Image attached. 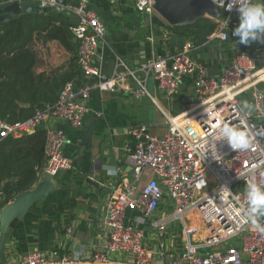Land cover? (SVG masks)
Instances as JSON below:
<instances>
[{
  "label": "built area",
  "instance_id": "1",
  "mask_svg": "<svg viewBox=\"0 0 264 264\" xmlns=\"http://www.w3.org/2000/svg\"><path fill=\"white\" fill-rule=\"evenodd\" d=\"M63 1V5L58 0L33 2L41 8H63L73 19L69 29L77 43L79 72L88 81L97 80L96 86L87 83L76 91L71 81L52 106L31 118L13 124L0 121V140L19 139L44 129L45 165L41 176L47 173L54 177L73 168L64 154V134L49 128L48 122H63L76 131L82 128L91 90L113 93L121 73L135 79L137 91L147 96L148 79L166 97H173L183 79L191 78L194 106L177 118L163 114L162 135H154L142 125L127 128V136L134 141L126 156L132 179L122 177L106 201L100 221L106 235L104 251L85 259L72 254L50 259L32 251L18 264H124L118 258L111 259L119 254L129 259L127 264H264V233L243 224L234 208L244 203L245 188L253 171L257 182L264 181V91L259 87L264 79H259L257 58L240 52L217 77H208L193 59L196 46L189 42L181 52L153 56L135 71L116 58L113 76L107 78L95 67L98 45L104 43L106 35L105 25L88 8V0ZM240 3L243 0H226V5ZM225 6L217 8L220 17H211L217 26L212 40L223 43L236 39L231 34L238 25L235 7L225 11ZM133 7L141 16L155 14V0H133ZM244 102L253 106L250 115L239 111ZM211 105L226 123L247 126L255 134L249 149H230L219 133L217 121L206 115L205 110ZM241 119L246 125L240 124ZM254 165L259 167L254 169ZM144 171L151 172L152 178L138 188ZM222 186H227L233 196L224 199ZM139 225L148 228L154 238H145ZM176 225L180 227L179 235L173 232ZM66 232L68 235L69 229Z\"/></svg>",
  "mask_w": 264,
  "mask_h": 264
},
{
  "label": "crops",
  "instance_id": "2",
  "mask_svg": "<svg viewBox=\"0 0 264 264\" xmlns=\"http://www.w3.org/2000/svg\"><path fill=\"white\" fill-rule=\"evenodd\" d=\"M5 1L13 0H0V3ZM29 1L35 3V0ZM88 8L99 16L106 27L104 43H100L97 48L95 67L107 78L113 76L116 58L135 71L153 56L166 57L179 52L177 49L169 50L166 45H159L153 31H150L152 36L149 40L143 39V34L139 33L143 16L134 10L133 0H88ZM153 16L162 20L174 37H185V45L189 42L195 44L192 57L206 76L217 77L236 54L249 52L258 60L261 71L258 74L259 79H264V45L253 43L250 46L235 47L232 41L223 43L212 40L214 34L205 39L193 38L187 32L180 36L178 33L191 26L170 27L156 11ZM201 18L213 21L208 15ZM143 41L146 42L144 59L138 61L136 58L138 55L140 58L142 56L140 43ZM34 50L38 61L34 68L35 73L67 67L70 54L57 42L35 43ZM97 82L88 81L78 72L73 80L74 90L77 91L87 83L95 87ZM259 87L264 91L261 84ZM114 89L113 93L101 92L96 88L90 92L84 124L90 119L95 122L91 146L85 149L82 157L79 156V137L84 131L78 132L59 121L48 122L49 128L64 134L67 140L64 154L73 168L55 175L53 179L56 189L53 193L33 204L16 224L6 244L7 264H18L32 251L50 259H59L66 254L85 259L94 252L104 251L106 235L100 221L106 201L119 186L122 177L129 181L132 179L126 156L133 148L134 141L127 136V128L142 125L152 134L162 135L165 132L163 114L177 118L194 106L191 78L183 79L173 97H166L152 79L145 83V92L149 96L140 94L136 80L124 76L123 73L116 79ZM109 169H114L115 174H109ZM150 178L151 174L144 171L137 187L144 186ZM139 228L144 232L145 238H154L148 228L140 225ZM116 258L124 264H127V260L129 262L121 254L111 256L113 260Z\"/></svg>",
  "mask_w": 264,
  "mask_h": 264
},
{
  "label": "trees",
  "instance_id": "3",
  "mask_svg": "<svg viewBox=\"0 0 264 264\" xmlns=\"http://www.w3.org/2000/svg\"><path fill=\"white\" fill-rule=\"evenodd\" d=\"M72 24L65 14L41 13L15 17L0 25L1 122L23 121L52 106L63 87L75 79L79 69L77 43L69 29ZM216 31L213 21L201 18L178 35L187 32L193 38L205 39ZM52 41L70 54L67 67L37 74L34 45ZM44 149V129L19 139L0 140V209L37 184L45 165Z\"/></svg>",
  "mask_w": 264,
  "mask_h": 264
},
{
  "label": "water",
  "instance_id": "4",
  "mask_svg": "<svg viewBox=\"0 0 264 264\" xmlns=\"http://www.w3.org/2000/svg\"><path fill=\"white\" fill-rule=\"evenodd\" d=\"M62 5L63 0H58ZM155 11L164 19L170 27H187L193 26L203 15L211 17H220V11L210 3L209 0H155ZM65 14L63 8H41L36 3L29 0H13L10 2L0 3V25L9 22L15 17L35 15V14ZM139 33L143 34L146 41L154 33V37L158 39L159 45H166L169 50L177 49L181 52L185 46V37L176 38L172 34H168L169 30L163 21L157 17L143 16ZM128 33L127 31H125ZM167 35L165 38L164 35ZM140 43L141 58L138 55L137 60L144 59V49L146 42ZM26 107V106H25ZM94 119H90L84 126L78 129L82 132L79 137V156L84 155L86 148L91 146L92 130ZM93 183V181H89ZM96 185V183H93ZM56 189V185L52 176L44 173L35 187L30 191L18 195L14 200L0 209V264H7L6 244L12 230L16 224L23 219L28 209L40 200L46 199Z\"/></svg>",
  "mask_w": 264,
  "mask_h": 264
},
{
  "label": "clouds",
  "instance_id": "5",
  "mask_svg": "<svg viewBox=\"0 0 264 264\" xmlns=\"http://www.w3.org/2000/svg\"><path fill=\"white\" fill-rule=\"evenodd\" d=\"M215 8L226 5V0H211ZM235 7L238 13V25L232 31V37L236 38L233 46H250L253 43L264 45V0H243L238 5L227 4L225 11H231ZM229 23L228 19L225 21ZM224 38L227 34L222 33ZM253 106L244 102L239 111L245 116L250 115ZM215 105L206 109V115L217 121L216 126L222 134L230 149L244 151L249 149L255 139V134L247 127L233 126L224 121L222 115H217L214 111ZM241 125H246V121L241 119ZM254 165L253 168H258ZM109 174L114 175L115 170L109 169ZM224 199L232 197V191L227 186H222ZM234 198V197H233ZM235 212L240 217L243 224L250 225L254 230L264 233V181L257 182L256 173L253 171L247 181L244 195V203L235 207Z\"/></svg>",
  "mask_w": 264,
  "mask_h": 264
},
{
  "label": "rangeland",
  "instance_id": "6",
  "mask_svg": "<svg viewBox=\"0 0 264 264\" xmlns=\"http://www.w3.org/2000/svg\"><path fill=\"white\" fill-rule=\"evenodd\" d=\"M259 69H260V68H259ZM261 87H262V88L264 87V86H263V83H261ZM147 172L151 174V178H152V173L149 172V171H147ZM151 178H150V179H151ZM150 179H149V180H150ZM149 180H148V181H149ZM148 181H147V182H148ZM147 182H146V183H147ZM179 229H180V227H179L178 225H176V226H174V228H173V232L179 235ZM174 230H176L177 232L174 231Z\"/></svg>",
  "mask_w": 264,
  "mask_h": 264
}]
</instances>
